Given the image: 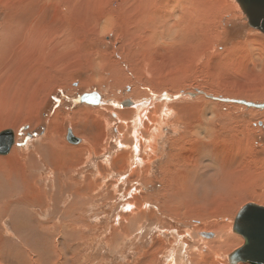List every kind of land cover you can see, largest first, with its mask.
I'll return each instance as SVG.
<instances>
[{
	"label": "rangeland",
	"instance_id": "1",
	"mask_svg": "<svg viewBox=\"0 0 264 264\" xmlns=\"http://www.w3.org/2000/svg\"><path fill=\"white\" fill-rule=\"evenodd\" d=\"M155 1L164 14L143 19L121 0H0V133L13 128L16 134L11 152L0 159H19L17 165L0 162V170L9 181L19 175L18 180L27 177L24 184L30 183L12 196L17 203L29 197L28 205L8 209L11 199L0 203V264H193L191 259L201 255L200 251L187 253L198 244L195 240L209 245L221 236L232 243L216 257L217 263L208 248L201 257L207 264H229L228 256L244 244V238L232 232L239 210L250 203L264 207V110L213 101L198 92L263 104L264 34L249 27L236 0H209L210 6L208 0H201L206 6L200 15L202 19L207 15V20L197 21L196 32L186 37L180 32L185 24L179 3L169 12L168 0ZM153 31L158 35L154 39ZM147 37L152 41L148 45L142 41ZM93 93L103 97L99 106L78 102L80 96ZM163 93L171 101L160 97ZM187 94L197 96H182ZM127 100L134 105L120 107ZM151 100L150 112L160 105L159 110L166 107L167 113H158L154 153L143 148L139 154L150 156L151 170L146 173L145 164H131L135 156L125 157L133 149L123 146L124 141L135 137L132 123L123 120L121 112L139 108L141 102L149 106L144 103ZM69 114L89 122L96 150L78 155L66 150V144L85 145L79 137L83 134L74 132ZM123 123L130 130L121 131ZM69 129L81 140L79 144L68 141ZM212 132L220 142L226 139V146L212 155L213 161L207 153V163L221 168L231 153L227 172L243 174L246 183L239 180L243 186L233 187L246 197L228 189L219 191L220 179L209 176L190 184L180 179L177 183L185 189H170L172 183L164 172L168 163H175L178 174L183 156L193 158L192 150L199 153L196 133L209 143ZM233 138L238 140L241 159L232 156L237 153ZM39 148L46 150L43 156ZM200 156L205 159L204 151ZM122 166H128L124 174L116 173ZM13 169L20 172L10 175ZM74 193L86 195L83 199L88 203H75ZM132 199L136 203L130 209ZM30 201L36 204L30 206ZM141 205V218L130 220L132 210ZM212 222L224 231L203 229ZM115 229L120 235L112 234ZM195 229L215 237L194 240V234H201ZM75 231L78 235L71 240ZM183 242L188 243L184 248Z\"/></svg>",
	"mask_w": 264,
	"mask_h": 264
},
{
	"label": "bare ground",
	"instance_id": "2",
	"mask_svg": "<svg viewBox=\"0 0 264 264\" xmlns=\"http://www.w3.org/2000/svg\"><path fill=\"white\" fill-rule=\"evenodd\" d=\"M111 1V0H110ZM207 1V0H206ZM121 2H122V4H123V6L124 7H126V6H132L133 8H134V10H137L138 11V16H137V18H142L143 17V19H146V17H147V19H148V17L151 15V14H156V15H158L159 14V16H162L163 14H162V12H161V10L159 9V8H157V2L155 1V0H149V2H147L146 0H121ZM168 3H167V5H168V9H167V6H165V9L167 10V11H169V12H171V11H173L174 10V7H175V5L177 4V3H179V5L183 8V17L181 18V21L182 22H184L183 24H185V26L184 27H182V29H181V34L184 36H188V35H186V33H188V32H190V31H193L194 30V33L196 32V29H195V23L197 22V21H201L202 23H204L205 24V20H207V15H206V18H204V19H202V15H200V11L203 9V5H204V2H201V0H186V2H184L183 0H168L167 1ZM207 3V2H206ZM208 5H209V0H208ZM106 6V5H105ZM204 6H206V5H204ZM210 6V5H209ZM208 6V7H209ZM210 8V7H209ZM212 8V7H211ZM131 9V8H130ZM103 10H101V12H102ZM127 11V10H126ZM202 12H203V10H202ZM201 12V13H202ZM205 12V11H204ZM207 13V12H206ZM129 14V13H128ZM101 15V14H100ZM105 15V14H104ZM204 15V14H203ZM167 16V15H166ZM209 16V15H208ZM102 17V16H101ZM99 18L100 20L101 19H103V18ZM133 18V17H132ZM108 19V18H107ZM106 19V20H107ZM134 19V18H133ZM166 19H168V17L166 18ZM174 19V18H173ZM99 20V21H100ZM136 20V19H135ZM134 20V21H135ZM152 20V19H151ZM178 20V19H177ZM133 21V20H132ZM139 21V20H138ZM141 21V20H140ZM167 21V20H166ZM144 22V21H143ZM176 22V21H175ZM207 22V21H206ZM7 23V22H6ZM135 23H137V22H135ZM180 23V22H179ZM198 23H200V22H198ZM133 24V23H132ZM177 24V23H176ZM197 24V23H196ZM8 25V24H7ZM110 25V23L108 24V26ZM126 25V24H125ZM181 25V24H180ZM5 26V25H4ZM127 26V25H126ZM125 26V27H126ZM164 26V25H163ZM163 26H161V27H163ZM168 27H172V25H171V23H170V26L169 25H167ZM166 26V27H167ZM110 27H111V25H110ZM133 27V26H132ZM160 27V26H159ZM160 27V28H161ZM167 27V28H168ZM178 27V26H177ZM104 28H105V26H104ZM175 28V27H174ZM139 29V28H138ZM158 29V28H157ZM157 31V30H156ZM156 31H155V33H154V31H153V33H152V38L154 37V36H156L157 34H156ZM149 32V31H148ZM162 32V31H161ZM164 32V31H163ZM169 32V31H168ZM171 32H173L174 33V30L173 31H171ZM178 32V31H177ZM150 33V32H149ZM148 34V33H147ZM151 34V33H150ZM166 34V33H165ZM168 34H170V33H168ZM162 35V34H161ZM175 35H176V33H175ZM182 35H179V34H177V36L179 37V36H182ZM158 36V35H157ZM168 37L170 36V35H167ZM176 36V37H177ZM25 37V36H24ZM172 37H174V36H172ZM156 38V37H155ZM175 38V37H174ZM154 39V38H153ZM143 42H144V44H146V45H148L149 44V42L151 41V39H149L148 37L147 38H144L143 40H142ZM152 42V41H151ZM45 58V57H44ZM37 62H38V60H36ZM42 64V63H41ZM160 94V93H159ZM189 94H187V95H182L183 97L184 96H187L189 99H194V97H192L191 95H189ZM199 95H202V94H200L199 93ZM197 96V95H196ZM160 97H162V98H166L168 101H171V98H170V96H167V94H162V96H160ZM203 97V96H202ZM81 98V97H80ZM103 98V97H102ZM188 98H186V99H188ZM234 99V98H233ZM153 100H154V98H153ZM153 100H151V102H145L144 104H146V103H149V106H148V104L147 105H143L142 104V102H141V107H143V106H147V107H143V108H141V107H136V109H132V111L130 110V111H124V112H121V116H122V119L123 120H125V121H129V122H131L132 123V127L131 128H134V131H132V135H133V137H135L134 138V141H132V140H129V139H125L126 141H124L126 144H124L123 146H126V148H128V147H131V149H133V153H132V151L130 150L128 153H127V155H125V157L127 156V158H129L130 156H135L136 158L134 159L135 160V162L134 161H132L131 162V164L132 165H139V167H142L144 164H145V168L143 169V171H145L146 173H148L150 170H151V168H150V166L152 165V163H150L151 165H147V163L149 162L148 161V158L150 157V156H148L147 158H142L141 156H139V154H140V152H141V150L144 148V149H146L148 152L150 151V152H153L154 153V151L156 150V147H157V139H158V135L156 134V132L157 131H159V129H158V122H157V117H158V113H160L161 114V111L163 110V112L165 111L166 112V107H160V110H159V106L160 105H158V104H160L159 102H158V106H156V103H155V106L157 107V109H155V110H153L154 108H156V107H154V108H152V111L150 112L149 110L151 109V106H152V104H153ZM162 100V99H161ZM164 100V99H163ZM173 100V99H172ZM185 100V99H184ZM241 100H243V99H241ZM245 100V99H244ZM78 102H79V98H78ZM161 102V101H160ZM79 103H84V104H90V105H93V104H91V103H86V102H79ZM139 103V102H138ZM163 103H164V101L162 102V105H163ZM170 102H166L165 104H169ZM140 104V103H139ZM99 106V105H98ZM154 106V105H153ZM150 107V109L148 110V108ZM96 109V108H95ZM98 109V108H97ZM84 110H87V109H84ZM167 110H168V106H167ZM83 111V110H82ZM169 111V110H168ZM164 112V113H165ZM169 112H172V111H169ZM174 112V111H173ZM94 113V112H93ZM167 113V112H166ZM165 113V114H166ZM96 115V114H95ZM94 116V115H93ZM99 116V115H98ZM162 116H164L163 114H162ZM167 116H169V115H167ZM90 117V116H89ZM136 117V118H135ZM36 118V117H35ZM67 118H68V120L73 124L72 125V128L74 129V132L76 133V135L78 136V134H77V132H81L83 135H84V137H83V135L82 136H79V137H81V138H83V140L85 141V145H83V146H81V147H79V146H75V147H71V146H69L68 144H66L67 145V149L66 150H70L71 151V154H77V153H82V152H85V151H90L91 152V150L92 149H94L95 148V146H96V144H95V142H94V138H96V137H94L93 138V133H92V130L89 128V125H88V123H84V122H82L81 120H79V119H82L81 118V116H79V115H73V117H70V114L67 116ZM120 118V117H119ZM134 118H135V120H134ZM31 119H33V118H31ZM38 119V118H37ZM57 119V118H56ZM104 119V118H103ZM35 120V119H34ZM93 120V119H92ZM107 120V119H106ZM1 121V120H0ZM19 121V120H18ZM33 121V120H32ZM176 121V120H175ZM31 122V121H30ZM36 122V121H35ZM116 122V121H115ZM219 122V121H218ZM217 122V123H218ZM1 123V122H0ZM19 123V122H18ZM28 123V122H27ZM92 123H94V122H92ZM91 123V124H92ZM104 124H105V122H103ZM107 123V122H106ZM7 124V123H6ZM9 125H14V123L12 124V123H8ZM16 124V123H15ZM38 124V123H37ZM103 124V125H104ZM36 125V124H35ZM103 125L102 126H100V127H103ZM106 125V124H105ZM58 126V124L57 125H54L53 127H54V129L56 128ZM207 126V125H206ZM220 126V125H219ZM36 127V126H35ZM80 127H82V129H80ZM100 127H97V128H100ZM106 127V126H105ZM108 127H109V125H108ZM232 127V126H231ZM230 127V128H231ZM16 130H17V126H15L14 127ZM51 128V127H50ZM61 128V127H60ZM96 128V129H97ZM120 128H122L121 129V131H125L126 132V130H130L128 127H127V124L126 123H123V125L120 127ZM197 128H200V129H204V127L203 126H198ZM213 128V127H212ZM13 129V128H12ZM57 129V128H56ZM101 129V128H100ZM177 129V128H176ZM232 129V128H231ZM231 129H229V130H231ZM102 130V129H101ZM214 130V129H213ZM233 130V129H232ZM48 131H51V130H47V132ZM95 131V130H94ZM200 131H202V130H200ZM212 131V130H211ZM72 132V131H71ZM48 133H50V132H48ZM53 133V132H52ZM51 133V134H52ZM55 133V132H54ZM95 133V132H94ZM99 133V132H98ZM209 133V130H207V134ZM92 134V135H91ZM46 135V134H45ZM47 135H49V134H47ZM47 135H46V138H47ZM72 135H73V132H72ZM98 135V134H97ZM234 135V134H233ZM95 136V135H94ZM49 137V136H48ZM57 137V136H56ZM59 137V136H58ZM73 137H74V140H77V139H79V138H76L75 137V135H73ZM101 137V136H100ZM125 137V136H124ZM210 137H211V140H210V142L209 143H207V141H203V139H201V137H199V133H196V137H195V139H194V142H195V145H196V148L197 149H199V153L198 152H193V150H192V153L194 154H192V156H193V158H191V157H188L187 159H185V157L183 156V162H184V165H182L181 167H180V171H178L179 173L178 174H176V172H177V170H176V168H175V163L174 164H171V162H169L168 163V167H166V169L164 170V172H165V174H166V180H168V181H171V183H172V185H169L170 186V189L172 190V192L174 191V190H179V184H181V182H178L177 183V181H180V179H182V180H184V182L185 183H189V181H191V182H195V183H197V182H200V179L202 178V177H206V176H209V178H212V180H217V179H220V182L217 184V188L219 189V191H221V192H223V191H225L226 190V192H227V189L229 190V191H231V192H236V195L237 194H241V193H243V190H238L237 188H234L233 187V185L234 184H237V185H240L239 184V180H242V182H243V184H245L246 182H244L243 181V174H241V175H239V172L238 171H236V170H234V171H232V174H229L231 171H228L227 172V169H228V166L229 165H231V164H228L231 160H232V157H231V153H228V156H225V166H222L221 168L219 167L218 169H216V167H212L209 163H207V158H209V157H207V153H210V157H211V161H213V160H215L213 157H212V155H218L219 154V151H221L220 150V148H221V145L222 146H226V139H224V138H221L222 139V144H221V142L219 141V140H217L216 138H218L219 139V137H218V135L217 134H213V132L211 133V135H210ZM15 138H16V134H15ZM54 138H55V135H54ZM236 138V137H235ZM235 138H233V142L237 145V143H238V140H236ZM43 139V138H42ZM119 139V138H118ZM121 139V138H120ZM54 141V140H53ZM129 143H128V142ZM52 143V142H51ZM51 143H49V144H51ZM71 143V142H70ZM101 143H102V141H101ZM207 143V144H206ZM74 143H72V145H73ZM121 144V143H120ZM130 144V145H129ZM40 145V144H39ZM129 145V146H128ZM29 147V146H28ZM41 147H42V145H41ZM45 147V146H44ZM50 147H53V146H50ZM66 147V146H65ZM220 147V148H219ZM100 148V147H99ZM95 150H96V148H95ZM129 150V149H128ZM235 150L237 151V153H236V155L234 154L235 153V151H234V153L232 154V156H234V158L236 159V157H240V155H238V153L240 152V149H239V145H237L236 147H235ZM36 151V150H35ZM38 151L42 154V156L44 155V151H46L44 148H39L38 149ZM204 151V153H205V159L203 158L202 159V157L200 156V154H202V152ZM51 152V151H50ZM93 152V151H92ZM39 153V154H40ZM96 153V152H95ZM106 153V152H105ZM143 153V152H142ZM141 153V154H142ZM33 154V153H32ZM32 154H31V156H32ZM145 155H147L146 153H144ZM38 155V154H37ZM50 155V154H49ZM78 155V154H77ZM104 155V154H103ZM152 155V154H151ZM10 156V155H9ZM98 156V155H97ZM154 156V155H153ZM41 157V156H40ZM89 158H90V156H88ZM93 157V156H92ZM18 158V157H17ZM216 158V157H215ZM219 158V157H218ZM217 158V159H218ZM229 158H230V160H229ZM241 158H243V157H240V159ZM248 158V157H247ZM152 159H153V157H152ZM250 159V158H249ZM43 160V159H42ZM109 160L110 159H108V162H109ZM128 160V159H127ZM19 161V159H16L15 157L13 158V157H6V158H3V159H0V162H2V163H5L6 165L7 164H11V165H17V162ZM44 161V160H43ZM150 161H151V158H150ZM153 161V160H152ZM194 162V167L191 165L192 163ZM222 162V161H221ZM240 162H242V161H233L232 163L233 164H236V163H240ZM128 163V162H127ZM126 163V164H127ZM130 163V162H129ZM224 163V162H223ZM104 163H102V165H103ZM105 164H108V163H106L105 162ZM205 166H204V165ZM232 164V165H233ZM131 165V166H132ZM222 165V164H221ZM108 166H109V164H108ZM147 166V167H146ZM5 167V166H4ZM107 167V166H106ZM115 167V166H114ZM128 167V166H127ZM126 166L125 167H120L119 168V170H117V172L116 173H118V174H121V175H123L124 174V170H126V168H127ZM9 168V167H8ZM2 169V168H1ZM24 168H22V170H23ZM114 169V168H113ZM133 169V168H132ZM135 169V168H134ZM56 170H58V169H56ZM169 170V171H168ZM215 170H219V171H221V173H220V175H218V174H216L215 173ZM17 171H19L18 169H13L12 171H11V173H9L10 175L12 174V172H14V173H16ZM25 171V170H24ZM24 171H22V172H24ZM59 171V170H58ZM20 172V171H19ZM139 172V171H138ZM6 173V172H5ZM18 173V172H17ZM4 174V171H1L0 170V186H3V191L1 192V190H0V203H3V201L6 203V201H5V199L8 201V200H10L11 199V204L9 205V204H7L8 206V209H11V208H13V206H14V204H18V205H22V204H25V205H28V200L30 199L29 197L27 198V200H19V202L17 203V201H13V199H12V196H13V194H15V193H17V192H19L18 194H20V191H21V189L23 190V189H27V183L26 184H24V181L27 179V177L25 178V180H23V181H21L20 179V181L18 180V176H17V178L15 179V177L14 178H11L10 180L11 181H14V182H11V181H9V180H7V177H2L1 175H3ZM8 174V173H7ZM24 174V173H23ZM32 174V173H31ZM227 174H229V175H227ZM105 175V174H104ZM227 175V176H226ZM232 175V176H231ZM24 176H25V174H24ZM34 176V175H33ZM105 176H107V175H105ZM231 176V177H230ZM241 177H242V179H241ZM23 178V177H22ZM30 177H28V179H29ZM138 178V177H137ZM1 180H4L5 182L3 183H1ZM30 180V179H29ZM202 180V179H201ZM206 180V179H205ZM209 180V179H208ZM244 180H246V179H244ZM197 181V182H196ZM227 181L228 182H230L229 183V187L228 186H226V183H227ZM184 183V184H185ZM207 183H208V181H207ZM206 183V184H207ZM4 184V185H3ZM28 184H30V183H28ZM87 184V183H86ZM190 184V183H189ZM194 184V183H193ZM92 185V184H91ZM89 186H90V184H89ZM172 186L173 187H175V188H172ZM188 186V185H187ZM186 186V187H187ZM241 186H243V185H240V187ZM183 187V186H182ZM182 187H180V188H182ZM193 188H194V186H192ZM89 188H91V187H89ZM187 188H189V187H187ZM84 189V188H83ZM183 189H185L184 187H183ZM232 189H237V190H233L232 191ZM249 189V188H248ZM182 190V189H181ZM188 191H189V189H188ZM245 192H246V190H244ZM248 191V190H247ZM249 192V191H248ZM84 193V192H83ZM83 193H74V194H72V197H74V199H75V203L77 202V201H80L81 203H82V205L84 204V203H88V201L86 200V202H85V199H83V198H85L86 197V195H82ZM85 194V193H84ZM89 194V193H88ZM24 195V194H23ZM92 195V194H91ZM241 195H243V194H241ZM11 196V197H10ZM64 196V195H63ZM245 195H243V197H244ZM10 197V198H9ZM93 197H95V196H93ZM238 197V196H237ZM246 197V196H245ZM63 198V197H62ZM62 198H61V200H62ZM90 198V197H89ZM164 198V197H163ZM170 198H171V196H170ZM169 198V199H170ZM23 199V198H22ZM249 199V198H248ZM163 200H165V199H163ZM168 201V200H167ZM39 202V201H38ZM59 202V201H58ZM142 202V201H141ZM4 203V204H5ZM29 203H31V205L30 206H34L35 204H34V202L33 201H30ZM40 203V202H39ZM129 203H131L130 205H128L129 207H130V209H132L134 206H135V201L132 199L131 200V202H129ZM146 203V202H145ZM164 203V202H163ZM168 203H170L171 204V202L169 201ZM241 203V202H240ZM139 204V203H138ZM237 204V203H236ZM239 204V203H238ZM79 205V204H78ZM88 205H91V204H88ZM39 206V205H38ZM144 207V205H141L140 206V208L138 207V208H136L135 210H132V216H131V219L130 220H134V221H137L138 219H140L141 217L140 216H142V214H143V212H142V209H143V207ZM6 207V208H7ZM85 207V206H84ZM2 208V207H1ZM235 208V207H234ZM44 209V208H43ZM73 210L75 211V208L73 207ZM129 210V209H128ZM14 211V210H13ZM70 211H71V213H72V209H70ZM129 211H131V210H129ZM229 211H230V209H229ZM66 212V210L64 211V213ZM70 213V214H71ZM225 213V212H224ZM2 214H4L5 215V210H4V212H2ZM7 214V213H6ZM15 214V213H14ZM66 220H68V217H66L65 218ZM118 219H120L121 220V218H118ZM117 219V220H118ZM123 219V218H122ZM129 219V218H128ZM198 219V218H197ZM71 220V219H70ZM84 220V219H83ZM82 220V221H83ZM129 220V221H130ZM206 220V219H205ZM119 221V220H118ZM128 221V222H129ZM133 221V222H134ZM74 222H76V220L74 221ZM133 222L131 223V224H133ZM82 223V222H81ZM224 224V223H223ZM77 225H78V223H77ZM83 225V224H82ZM81 225V227H83ZM228 225V224H227ZM70 225L69 224H66L65 225V227H69ZM174 227V226H173ZM71 228H73V229H76L74 226L73 227H71ZM126 227H124V229H125ZM203 229H205V230H216L218 233H221L222 231H224L223 229L224 228H222L219 224H216V223H214V222H212V224H209V225H206ZM70 230V229H69ZM196 231H198L199 233H201V234H194V240H195V238H198L199 239V237H204V238H208V234L210 233V232H206L205 230V232H201V231H199V230H197V229H195ZM114 232H112V234L113 235H116V234H119V231L118 230H113ZM125 231V230H124ZM233 232V231H232ZM70 233V232H69ZM68 233V234H69ZM71 233H73V232H71ZM125 233H127V231L125 232ZM189 233V232H188ZM66 234V233H65ZM124 234V233H123ZM122 234V235H123ZM206 234V235H205ZM213 234V233H212ZM77 235H78V233H77V231H75L70 237L72 238L71 240H74V238H75V236L77 237ZM120 235V234H119ZM122 235H121V237H122ZM124 235H126V234H124ZM47 236V235H46ZM66 236V235H65ZM213 236L215 237V235L213 234ZM213 237V238H214ZM222 237V236H221ZM221 237H219V239L217 240V242L216 241H213V242H211L209 245H207V243H203L202 245H200L199 243L201 242V240L199 239V240H195V242L196 243H198V244H196L195 246H190L189 247V252L187 251V253H193L194 251L196 252V251H200V254L202 255L203 253H205V256L207 255V248L209 249V253H212L213 254V256H214V262L215 261H217V259H218V257H220V253H223L222 251H223V249L226 247V246H229V245H231V243H232V241H229V242H225L224 241V238H221ZM67 238V237H66ZM63 240H64V238H63ZM209 240V239H208ZM226 240V239H225ZM69 241V240H68ZM67 241V242H68ZM82 241V240H81ZM67 242H65L66 244H67ZM71 242V241H70ZM183 244V248L186 246V245H188V243H186V242H183L182 243ZM71 244H69V246H70ZM171 245H173V243H171ZM242 247V246H241ZM188 248V247H187ZM15 249V248H14ZM192 255V254H191ZM201 255H198L197 257H195L194 256V258H192L191 260H192V262H193V264H207V261H205V258H203L204 257V254H203V257H201ZM199 257V258H198ZM216 257H217V259H216ZM181 259V258H180ZM88 260V259H87ZM68 261V260H67ZM181 262V261H180ZM75 263V262H74ZM215 263H217V262H215Z\"/></svg>",
	"mask_w": 264,
	"mask_h": 264
},
{
	"label": "water",
	"instance_id": "3",
	"mask_svg": "<svg viewBox=\"0 0 264 264\" xmlns=\"http://www.w3.org/2000/svg\"><path fill=\"white\" fill-rule=\"evenodd\" d=\"M236 2L246 16L249 27L264 34V0H236ZM198 93L213 101L235 103L248 108L264 110V103L260 104L241 99L216 97L203 91H199ZM80 97L79 102L91 103L93 105H98L102 102V96L97 93L85 94ZM132 105H134V102L127 100L121 103L120 107ZM71 131L69 129V135H67L68 141L79 144L81 140H74ZM13 145H15L14 130L9 129L1 132L0 155H8ZM233 232L244 238V244L228 256L229 264H264V207L253 203L243 206L235 219ZM207 236L208 238L214 237L212 233H209Z\"/></svg>",
	"mask_w": 264,
	"mask_h": 264
},
{
	"label": "crops",
	"instance_id": "4",
	"mask_svg": "<svg viewBox=\"0 0 264 264\" xmlns=\"http://www.w3.org/2000/svg\"><path fill=\"white\" fill-rule=\"evenodd\" d=\"M88 105H90V104H88ZM91 106V105H90ZM95 105H93L92 107H94Z\"/></svg>",
	"mask_w": 264,
	"mask_h": 264
}]
</instances>
